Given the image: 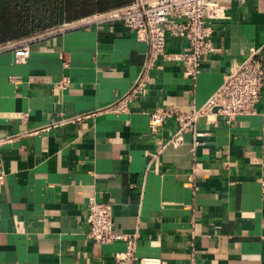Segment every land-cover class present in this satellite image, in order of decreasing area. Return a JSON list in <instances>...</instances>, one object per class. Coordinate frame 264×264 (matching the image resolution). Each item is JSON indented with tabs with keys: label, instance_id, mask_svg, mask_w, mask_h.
<instances>
[{
	"label": "crops",
	"instance_id": "crops-1",
	"mask_svg": "<svg viewBox=\"0 0 264 264\" xmlns=\"http://www.w3.org/2000/svg\"><path fill=\"white\" fill-rule=\"evenodd\" d=\"M227 15L208 22L215 50L196 79L173 58L186 40L168 37L172 57L151 66L147 37L122 21L36 35L22 62L0 52V264H126L125 239L89 237L92 198L137 234L140 264H264V86L255 114L210 113L202 136L174 143L176 117L149 125L158 107L202 106L264 46V0H232Z\"/></svg>",
	"mask_w": 264,
	"mask_h": 264
},
{
	"label": "built area",
	"instance_id": "built-area-1",
	"mask_svg": "<svg viewBox=\"0 0 264 264\" xmlns=\"http://www.w3.org/2000/svg\"><path fill=\"white\" fill-rule=\"evenodd\" d=\"M244 2L245 0H241ZM232 0H135L123 7L97 13L54 29L62 31L87 23H113L122 21L127 27L137 31L140 37H147L150 44L151 66L160 57H172L166 53L168 37H179L187 42L183 52L173 55L184 66L185 73L196 79L202 70L205 57L215 50L211 41L209 20L226 18ZM24 39L0 45V52L12 49L16 61H25L30 56V41ZM149 77L143 74L133 91L141 94L146 88ZM69 84V78L63 77L56 83L58 88ZM264 86V46L252 47L247 58L225 76L222 86L200 107L181 112L173 107H158L150 114V129L158 132L164 123L172 117L179 121L178 135L172 141L177 143L184 132L196 136L197 122L210 113L234 119L240 115H253L261 102ZM264 192V177L259 178ZM88 235L97 243H111L125 239L128 249L116 253L117 261L126 264H140L135 254L137 234L127 235L118 231L113 220V205L110 202L92 198L87 203Z\"/></svg>",
	"mask_w": 264,
	"mask_h": 264
},
{
	"label": "trees",
	"instance_id": "trees-1",
	"mask_svg": "<svg viewBox=\"0 0 264 264\" xmlns=\"http://www.w3.org/2000/svg\"><path fill=\"white\" fill-rule=\"evenodd\" d=\"M135 0H0V45L46 33Z\"/></svg>",
	"mask_w": 264,
	"mask_h": 264
},
{
	"label": "rangeland",
	"instance_id": "rangeland-1",
	"mask_svg": "<svg viewBox=\"0 0 264 264\" xmlns=\"http://www.w3.org/2000/svg\"><path fill=\"white\" fill-rule=\"evenodd\" d=\"M35 36H32V37H29V38H26V39H32V38H34Z\"/></svg>",
	"mask_w": 264,
	"mask_h": 264
}]
</instances>
